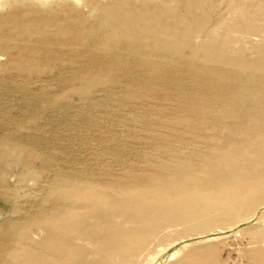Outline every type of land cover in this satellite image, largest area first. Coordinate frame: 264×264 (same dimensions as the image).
Instances as JSON below:
<instances>
[{"label":"rangeland","instance_id":"1","mask_svg":"<svg viewBox=\"0 0 264 264\" xmlns=\"http://www.w3.org/2000/svg\"><path fill=\"white\" fill-rule=\"evenodd\" d=\"M264 264V0H0V264Z\"/></svg>","mask_w":264,"mask_h":264},{"label":"bare ground","instance_id":"2","mask_svg":"<svg viewBox=\"0 0 264 264\" xmlns=\"http://www.w3.org/2000/svg\"><path fill=\"white\" fill-rule=\"evenodd\" d=\"M256 264H258V263L256 262Z\"/></svg>","mask_w":264,"mask_h":264}]
</instances>
